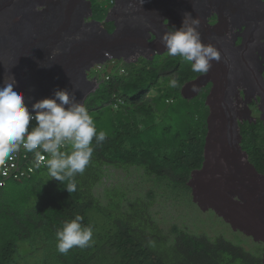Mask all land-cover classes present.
Returning a JSON list of instances; mask_svg holds the SVG:
<instances>
[{
    "label": "trees",
    "instance_id": "1",
    "mask_svg": "<svg viewBox=\"0 0 264 264\" xmlns=\"http://www.w3.org/2000/svg\"><path fill=\"white\" fill-rule=\"evenodd\" d=\"M2 1L5 2L2 4V9H6L5 16L21 11L19 0ZM49 1L57 3L50 6L62 5V10L45 7V12L38 17L46 20L48 12L61 13L63 25L64 17L71 21L75 11L86 9L85 5L77 6L62 0ZM124 1H129L127 10L133 14L146 1L151 2L150 8L162 13L166 6L159 2L167 0H117V5L123 7ZM254 1V4L251 0L242 2L241 13L247 20L252 17H264V2ZM210 4L219 6L221 1L211 0ZM256 4L259 9L254 10L253 5ZM125 10L124 8L123 11ZM27 12V9L22 10V14ZM239 14L233 13L230 18L234 27L243 30L244 19ZM126 18L127 21L114 24L131 23V27H134L143 20L141 15L134 14ZM199 20L203 21L202 18ZM205 24L208 25V21L205 20ZM45 27L42 25V28ZM218 27L219 25L210 26L211 29ZM92 28H95L94 24L79 32L78 28H75L71 35L59 37L60 42L64 47L78 50L77 46L82 44V40L94 35L90 32ZM125 29H122V32ZM244 32L233 38L231 47L221 45V57L232 50L240 52L244 49L243 45H237V42L243 39ZM34 34H39V31L36 30ZM77 35L80 36L79 40L75 39ZM248 37L251 40L249 33L244 37L245 43L250 41ZM158 41L160 40L155 37L151 45ZM20 46H23V42H20ZM108 53L112 55V51ZM156 58L157 56L153 62L140 58L133 71L124 69L125 73H121V69L118 72H110L109 81H100L99 88L87 99L85 106L94 120L97 132L104 131L106 139L99 145L96 144L95 138L93 139L94 151L89 165L82 174L78 173L72 178L76 184L75 191L67 190L72 181L67 178H52L46 166L31 179L13 182L12 185L9 183L0 193V264H16L20 249L24 245L31 247L32 254L40 255L38 263L42 264H264V255L263 258L252 255L223 237L212 239L207 235L195 236L173 227L174 238L171 242L150 214L154 193L148 196L149 201L137 199L125 210L124 195L119 192L106 191L107 205H103L95 195L94 191L102 185L108 168L129 170L137 167L143 170L145 176L167 182L176 189L188 187L193 173L198 170L203 172L205 169L207 119L210 113L204 104L186 102L181 96L183 87L193 80L194 76L192 77L188 69L180 70L178 61H175V64L173 60L156 64ZM233 58L230 56V59ZM114 59L121 60V56L115 55L114 52ZM227 69V94L229 95L230 91L239 95L238 90L244 89L245 81H248L239 75L236 68ZM195 74L197 76L199 73ZM219 74L220 72H215V75ZM126 77L131 78L127 88L124 82ZM172 79L177 81L176 87L170 86ZM73 89H67L70 96L77 91ZM83 92L86 93V90ZM244 94L246 110L251 115L248 106L252 103L251 100L256 98V91L253 88L245 90ZM206 108L207 115L202 116V111ZM245 119L247 118L233 117L231 126H225L221 120L218 121L217 136L230 137L229 131L238 129L239 122ZM34 124L35 122H32L30 127ZM240 132L236 131V149L240 154L244 151L247 159L244 165L252 170L255 176L264 179L262 122L258 121L256 125H240ZM217 144L216 141V148ZM64 151H68V148ZM188 189L192 192L190 187ZM197 205L202 208L200 202H197ZM76 215L83 217L82 226H92V241L87 247H73L67 254H61L56 248L55 233L65 221L73 219ZM96 217H101L102 220L99 221ZM220 217L228 222L224 216ZM232 225L235 228V225ZM246 234L253 237L255 242L264 244L263 236Z\"/></svg>",
    "mask_w": 264,
    "mask_h": 264
},
{
    "label": "rangeland",
    "instance_id": "2",
    "mask_svg": "<svg viewBox=\"0 0 264 264\" xmlns=\"http://www.w3.org/2000/svg\"><path fill=\"white\" fill-rule=\"evenodd\" d=\"M176 1L184 2L185 0ZM23 2L27 4L29 1L24 0ZM48 2L49 4L51 3L50 1ZM89 2L92 4V10H94L91 21L102 24L104 29L109 31L110 34L114 33L115 24L106 22L107 16L113 6L105 0H89ZM139 9L141 10L137 11L135 15H141L143 19H147L145 24L149 26L151 23L150 17L152 14H155V11L148 7ZM156 17H160V15ZM240 17L244 19L242 20L243 26L251 37L258 34L256 30L259 28L264 31V17H252L248 19L249 21L244 14H241ZM30 18L34 19V16H30ZM228 18L229 15L227 16ZM252 20L253 23H251ZM67 27L69 26H65L64 29ZM225 28L226 23L224 20L215 29L198 27V30L203 33L201 35L202 43L212 44L217 49H220V56L221 45L224 42L218 43L217 40ZM35 29L39 30L37 27ZM226 35L232 38L230 32ZM146 37L147 35H145ZM228 42L230 41L228 40ZM250 42H247L248 48ZM115 47L124 50V54L118 55L127 57L128 62L126 60L110 61L104 71L92 70L89 74L90 79L97 76L102 77L107 72H118L121 69L133 71L138 66L137 62L140 58L146 57L148 58L146 60L153 62L155 54L157 55L156 64H163L173 60V64H175V61L179 62L181 66L180 70H190L194 78L183 87L189 86L185 89L186 96L184 97L182 94L181 96H183V100L186 102L194 101L199 103V105L202 103L209 110L210 115L207 119L208 133L206 137V142L208 143L207 163L204 171L200 172L199 170L193 173L192 179L187 184L192 189V192H190L188 187L176 189L167 182L157 180L152 176H145L142 169L132 167L129 170L108 168L106 170L107 176L103 180L102 185L98 186L94 191L95 195L103 205H107L108 198L106 191H117L119 194L124 195L123 209L125 210L137 199L149 201L148 196H150V193H154L150 214L158 223L161 232L169 237L171 242L174 238L172 228L178 227L195 236L207 235L212 239L223 237L232 244L243 248L246 252L262 257L264 255L263 243L255 242L253 237L247 236L246 233L264 237V179L255 176L254 172L244 165L247 162L244 152L240 154L236 149V142L238 141L236 131L238 129L234 130V132L229 129L230 137L228 135L225 136L227 140L225 137H221L222 135L217 136L216 134L218 121H222L225 126H229V124L231 126V119L233 117H237L238 119L243 118L234 112L232 106L226 104V99H228V69L222 57L219 62L212 61L214 65L210 69L211 73L209 71L210 76L208 73H199L196 76L195 72L191 71L190 62L179 56H169L161 41L150 46L143 36L133 31H127L123 41L119 44L116 43ZM81 51L83 54L96 55L101 53V45H98L92 38H87L82 43ZM260 54H262V51ZM247 67V72L254 77V71L248 70ZM215 72H220V74L215 75ZM263 74L264 70H261L259 75L262 80ZM240 75H242L241 72ZM199 78L201 80L197 82ZM209 79L212 81H209ZM124 82L127 88L131 82V78L126 77ZM62 84L63 82L59 85ZM41 86L39 83L30 86V89L34 91L33 96L40 97L47 95L46 93H41ZM53 86L49 85L47 88H52ZM193 87L196 88V91H193ZM96 88L97 86L92 88L91 95L96 91ZM233 96L232 92L229 91V97ZM232 101L235 107L237 105V109H239V103L235 98H232ZM258 101L260 102V99ZM253 107L255 108V104ZM207 108L202 111V116L207 115ZM254 108H250L251 115L248 114L247 119L239 122L241 126L246 124L256 125L258 121H261L264 127L263 113L257 110L258 107ZM231 110H233V113H231ZM216 141L218 142L217 148ZM10 184L12 185V183ZM197 202H200L202 208L197 205ZM201 210L204 211L202 212ZM220 215L227 218L229 223L220 217ZM96 219L98 218L96 217ZM98 220L101 221L102 218L99 217ZM230 223L234 224L235 228ZM30 249L29 245H24L20 249L19 260H17L16 264H42L38 263L40 255L32 254Z\"/></svg>",
    "mask_w": 264,
    "mask_h": 264
},
{
    "label": "bare ground",
    "instance_id": "3",
    "mask_svg": "<svg viewBox=\"0 0 264 264\" xmlns=\"http://www.w3.org/2000/svg\"><path fill=\"white\" fill-rule=\"evenodd\" d=\"M23 1L24 0H19L21 11H17V14L11 16H5L6 9H2V4L5 2L3 3V1L0 0V86H3L5 82H12L11 78L13 76L17 81V88L23 94L25 103L29 108L35 101L45 97H52L56 90L64 89V87L69 90L71 89V91L75 88L77 90L75 93L76 100L85 105L86 99L91 93L92 88L96 86L95 82L89 81L88 73L94 68V65L104 64L106 62L107 57L105 55L107 52L112 51V56L114 57V51L110 46L122 39L127 31H133L143 37L145 35L148 37L150 36L149 39L147 37L149 41L152 37L153 39L156 37L161 40L163 35L162 31L167 30V27L172 25L179 27L180 25L178 24H181L183 15L186 12L191 13L193 18H202L204 23L201 21L198 26L202 28H210L211 25L212 27H216L224 20L226 27L228 25L229 27L227 29L225 28L226 31H223L220 34L218 40L224 42L227 47H231L234 43L233 38H237V36H240V31L244 32L245 30L234 27L233 21L230 18L233 13L239 12V15L242 14V2L244 0H220L221 5L219 6L211 5V0H185L184 2H177L176 0H167L165 2L160 1L159 3L166 6V9L163 10L162 13H158L156 9L150 8L149 3L151 2L146 1L141 5L139 4L140 6L133 12V14H137V11L141 10L139 8L143 7H148L151 10H154L155 14L151 15V23L149 26L145 24L147 19H143L139 25L134 27H131V23L117 24L115 25L114 33L110 34L107 30H104V34L101 36L97 35L96 28L101 27L102 24L94 21L86 23V20L93 17L91 3L87 0H62L76 4L77 6L85 5L86 7L85 10L75 11V14L72 15L74 18L71 21L67 17H64V25L61 20V13L48 12L46 20L38 17L45 12V7L57 3H50L47 5V0H28L29 2L25 4ZM251 1H253L254 4L255 1ZM128 2L129 1H124L123 7H120L117 5L116 0V5L111 10V13L108 14L106 22H122L128 20L126 16L132 17L133 14L131 12L128 13L127 10L129 7ZM253 7L254 10L259 9L258 4L253 5ZM50 8L62 10V5H51ZM124 8L127 11H123ZM23 9H27L28 12L22 14ZM259 11H256V13ZM260 12L262 13L263 11ZM162 14H164V16H162ZM32 15L34 16V19L30 18ZM157 15H160V17H156ZM228 15L229 18L227 19ZM205 20L208 21V25L205 24ZM95 23H98L99 25H96ZM92 24L95 25V28L90 29V32L94 33L91 38L95 42L98 40L97 44L101 45V53L96 55L83 54L80 50L82 49V44L77 46L78 50H76L74 48L64 47L60 42L59 37L71 35V31L75 30V28H78L79 32V30H82V26H85L86 28ZM42 25H45L46 27L42 28ZM65 26L69 27L64 29ZM36 27L39 29V34H34L37 30L35 29ZM122 29H125V31L122 32ZM256 31L258 34L251 37V40L248 37V40L251 41L249 48L244 40L245 35L248 36L247 30L244 32L243 39L237 42V45H243L244 47L240 52L245 54L247 64L242 71H240L239 67H236V69L239 71V75L241 72V76H244V79H247L248 81H245L244 89L252 90L254 88L256 91V97L260 94L264 97V89L260 85L262 78L259 75L261 69L264 70V67H262L264 64L258 69V72L255 71V67L264 61V31L261 28ZM224 32L226 34L230 32L232 38H229L226 34L224 35ZM200 33L201 35L203 34L202 31H200ZM84 40H82V43ZM228 40L230 42H228ZM20 42H23V46H20ZM255 42L258 43L254 44ZM57 49L59 50L58 52L56 51ZM261 51L262 54H260ZM240 52L232 50L231 53L228 52L227 55H223L222 60L224 61L225 66L227 67L228 65V67L233 70L232 65L234 66V64H236V59L238 57L237 54H241ZM98 56L100 58L96 59ZM230 56H233L234 58L230 59ZM122 59L121 56V60ZM124 60L126 59L124 58ZM243 61L244 59L242 57L241 62L243 63ZM246 67L248 70L254 71V77L247 72ZM61 82H63V84L59 85ZM36 83L42 85L40 91L42 94L46 93L47 95L40 97L33 96L34 91L30 89V86ZM49 85L54 86L52 88H47ZM188 87L182 89V95L184 97L186 96L185 89ZM83 90H86V93L83 92ZM232 94L235 96V93ZM227 97H229V95ZM255 99H252V102ZM235 100L239 103L237 98H235ZM260 103L261 102L257 101L254 102L251 104V108H254L253 105L255 104V108L258 107L259 109ZM226 104L232 106L228 99H226ZM231 111L230 112L233 113V110Z\"/></svg>",
    "mask_w": 264,
    "mask_h": 264
},
{
    "label": "clouds",
    "instance_id": "4",
    "mask_svg": "<svg viewBox=\"0 0 264 264\" xmlns=\"http://www.w3.org/2000/svg\"><path fill=\"white\" fill-rule=\"evenodd\" d=\"M87 1L89 2V0ZM105 1L109 2L113 8L116 5V0ZM109 13H111V11ZM92 19L93 17L86 20V23L92 22ZM199 24L200 20L198 17L193 18L191 13L186 12L183 15L180 26H168L160 41L166 48L169 56L182 57L184 60L190 62L191 71L206 74L212 68V61L219 62L221 56L220 49H217L212 44L202 43L201 33L198 30ZM228 27L229 25L226 29ZM83 29H86L85 26H82V30ZM96 29L97 35L101 36L104 34L103 31L105 29L103 25ZM226 29L224 31H226ZM240 32V34L243 33L242 31ZM147 37L145 38L144 36L143 38L150 45L155 38L153 39L152 37L149 41ZM75 39L79 40L80 36L77 35ZM123 39L124 37L110 46L115 52V55L124 54V50L115 47L116 43L119 44ZM256 43L258 42H255L254 44ZM56 51L58 52L59 50L57 49ZM237 55V62L233 69L239 67L240 71H242L247 64V59L245 54ZM105 56H107L106 62L104 64L94 65L92 70L96 69V71L99 72L104 71L107 68V64L110 61L115 60L108 52ZM156 56L157 55L155 54L153 58ZM242 57L244 59L243 64L241 63ZM99 58V56L96 57V59ZM122 58V60L126 58V61L128 62L127 57L122 56ZM142 58L148 59L146 57ZM262 64H264V61L255 67L256 72H258V69L261 68ZM262 67H264V65ZM91 71L88 73V79L89 81L96 83V90L100 86V81H109L110 79V72L105 73L102 77L97 76L90 79L89 74ZM121 73H125V70L122 69ZM11 79L12 82H5L3 86H0V166L5 165L20 147H23L27 152L34 153L39 159H43L40 155L41 152L47 153L49 157L46 165L36 170L30 178L11 181L9 183L31 179L37 172L44 169L46 166L49 174L56 180L67 178L72 181V178H74L76 174H82L85 171V168L89 165L94 151L93 139L95 138L96 144L99 145L106 139V133L104 131L97 132L94 120L89 114L86 106L76 100L75 94L70 96L67 89H58L54 92L52 97H45L37 100L32 103L29 108L25 103L23 94L17 88V81L13 76ZM209 81L212 80L209 79ZM169 83L171 87H176L177 85L175 79L170 80ZM260 85L264 89V77ZM245 90L246 88L240 89L238 90L239 95L236 94L233 97L227 98L236 114L243 118H248L249 113L247 112L244 103ZM193 91H196L195 87H193ZM90 96L91 94L88 98ZM232 98H237L239 101V109H237V105L235 107L233 104ZM259 99L261 100V103L259 106L260 109L258 110L260 113L264 114V97L262 94L257 95L256 99L253 100L251 104L256 101L259 102ZM251 104L248 106L249 111ZM32 122H35V124L30 127ZM238 127L240 132V124H238ZM62 148H65L64 150L68 148L69 150L64 151L61 150ZM9 183L6 187L0 189V193L8 187ZM67 190L68 192L76 190V184L74 181L69 183ZM82 220V216L76 215L73 219L65 221L62 227L57 229L55 237L56 248L59 253L67 254L73 247L84 248L89 246L93 237V229L91 225L82 226ZM262 246L264 249L263 244Z\"/></svg>",
    "mask_w": 264,
    "mask_h": 264
},
{
    "label": "built area",
    "instance_id": "5",
    "mask_svg": "<svg viewBox=\"0 0 264 264\" xmlns=\"http://www.w3.org/2000/svg\"><path fill=\"white\" fill-rule=\"evenodd\" d=\"M40 155L43 159L37 158L34 153L20 147L5 165L0 166V189L6 187L11 181L30 178L36 170L45 166L49 155L43 152Z\"/></svg>",
    "mask_w": 264,
    "mask_h": 264
}]
</instances>
